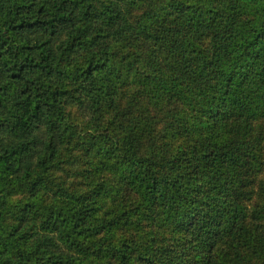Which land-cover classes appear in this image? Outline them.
I'll return each mask as SVG.
<instances>
[{
  "label": "trees",
  "instance_id": "16d2710c",
  "mask_svg": "<svg viewBox=\"0 0 264 264\" xmlns=\"http://www.w3.org/2000/svg\"><path fill=\"white\" fill-rule=\"evenodd\" d=\"M0 264H264V0H0Z\"/></svg>",
  "mask_w": 264,
  "mask_h": 264
},
{
  "label": "rangeland",
  "instance_id": "374dc122",
  "mask_svg": "<svg viewBox=\"0 0 264 264\" xmlns=\"http://www.w3.org/2000/svg\"><path fill=\"white\" fill-rule=\"evenodd\" d=\"M79 120V118L77 119V121Z\"/></svg>",
  "mask_w": 264,
  "mask_h": 264
}]
</instances>
